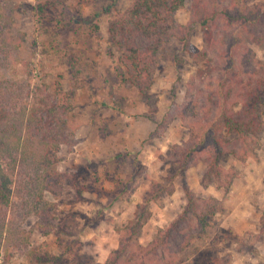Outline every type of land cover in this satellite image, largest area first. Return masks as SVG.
<instances>
[{
	"label": "rangeland",
	"instance_id": "rangeland-1",
	"mask_svg": "<svg viewBox=\"0 0 264 264\" xmlns=\"http://www.w3.org/2000/svg\"><path fill=\"white\" fill-rule=\"evenodd\" d=\"M129 4L130 0H0V109L15 116L25 105L44 99L43 112L37 115L45 117L48 103L57 104L56 117H47L51 125L43 118L29 144L40 151L49 147L51 158L57 159L56 170L64 175L57 195L44 193L54 203L49 218L25 216L20 193L13 188L10 203L0 207L7 223L0 238V264H51L45 260L50 256L59 257L57 264H113L114 258L116 264H162L145 251L181 213L187 201L185 186L199 202L216 197L222 210L210 215L186 246L164 254L172 264H264V87L252 111L256 129L249 140L251 154L242 161L223 152L216 161L236 176L226 186L219 178L204 185L206 154L181 175L174 155L190 140L191 127L199 134L210 130L208 120L217 101L206 82L218 76L221 67L200 74L205 62L171 37L157 52L153 79L143 85L128 80L121 50L110 42L109 26L117 9L123 11ZM174 16L181 24L195 21L190 49L207 46L218 65V42L206 41L191 1ZM211 27L219 38L221 26L212 22ZM235 33L253 56L244 68V80L264 79V40L254 43L240 28ZM223 63L229 64L228 55ZM239 69L236 61L229 77ZM198 88L199 102L209 101L208 111L197 109L196 122H189L177 109ZM244 108L236 104L235 117ZM62 121L60 138L65 142L56 150L41 135L58 131ZM223 135L231 140L230 147L240 145V134L225 130ZM144 207L147 215L133 227L136 213Z\"/></svg>",
	"mask_w": 264,
	"mask_h": 264
},
{
	"label": "trees",
	"instance_id": "trees-1",
	"mask_svg": "<svg viewBox=\"0 0 264 264\" xmlns=\"http://www.w3.org/2000/svg\"><path fill=\"white\" fill-rule=\"evenodd\" d=\"M188 1L130 0L129 6L123 11L117 9L115 12L116 16L109 26V39L121 50L128 80L139 85L153 79L157 52L171 37L177 38L184 49H189L195 54L194 57L205 62L206 68L199 69L200 74H208L212 70L216 72L219 66L221 67L220 74L209 76L206 82L213 88H211L212 96L217 101L216 110L212 112L208 120L210 130L206 134H199L196 128L191 127L190 140L182 148V152L178 151L174 156L178 163V172L184 175L190 165L199 162L201 160L199 157L206 154L208 158L205 160V166L202 167L205 171L201 173L203 184L217 183L219 178L223 180L219 183L224 182L223 186H226V182L231 181L236 176V172L232 169L220 168L216 163L218 155L225 152L244 161L251 154L252 146L249 140L253 139L254 129H256L252 111L256 109V103L260 100L259 94L263 93L261 89L264 87V79L259 76L257 80H252L251 77L244 80L243 76L247 74L244 68L251 63L253 56L242 40V36H237V34L240 36V33L235 32L240 28L243 36L250 35L254 43L264 40V0H258L251 5L248 4L250 0H190L197 13V23L207 34L206 41L218 42L215 48L220 59L218 65L209 55L207 46L203 50L190 49L189 38L195 21L181 24L175 19V12ZM212 22L221 26L219 38L214 32H210ZM221 31L225 33L222 34ZM223 44L225 47H220ZM245 49L249 54H244ZM227 55L229 64H224L223 60ZM236 61L240 69L235 77L234 74L229 77L230 73L235 70ZM241 64L243 69L240 67ZM193 80L195 81L194 78ZM192 83L191 81L189 84L192 85ZM8 89L11 88L7 87ZM200 91L201 89L198 88L197 93L190 92L187 103L177 109V114L181 118L185 117L189 122H196L197 109L207 110L209 101L199 102ZM239 103L243 104L245 111L242 115L236 114L235 117L233 108ZM44 105H46L44 99H41L37 105L31 104L29 107L25 105L20 111L14 112L15 116H12L8 109H0V207L10 203L12 190L15 188L17 193H20L22 213L25 216L37 215L38 218L43 219L49 218L54 208V203L46 199L44 193L47 191L57 195L64 177L63 173L56 170L57 159L51 158L49 147L40 151L29 144L32 131L41 128L39 123L43 121V118L46 119L47 125H51L47 117L53 120L59 110L56 103H48L46 110L44 108L46 116H38L39 111L43 112L42 106ZM63 107H68V105ZM62 122L64 124L59 127L58 131L41 135L42 141L45 144H54L56 150L60 144L65 142L64 138H60L65 127V121ZM225 130L240 134V145L233 144V148L230 147L232 142L223 135ZM184 190L187 201L181 213L160 231V237L145 251V254L151 252L152 255H156L162 260V264H172L170 256L165 257L164 254L169 249L178 251L186 246L198 232L203 230L207 224V218L222 210L221 202L216 197L208 196L199 202L188 186H185ZM1 213L3 211L0 208ZM147 213L145 207L143 211L137 212L132 226L139 227L137 223L142 221ZM6 224L0 215V238L5 231ZM132 226L131 233L133 234ZM13 230L17 231L16 227ZM24 240L27 242L26 236ZM124 240L130 243L129 238L125 237ZM58 258V256H50L45 260L50 259L51 264H57ZM113 264H116L115 258ZM141 264H144L143 260Z\"/></svg>",
	"mask_w": 264,
	"mask_h": 264
}]
</instances>
